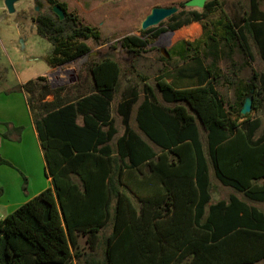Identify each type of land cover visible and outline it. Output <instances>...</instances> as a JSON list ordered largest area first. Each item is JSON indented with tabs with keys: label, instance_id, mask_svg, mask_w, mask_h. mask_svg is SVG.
<instances>
[{
	"label": "trees",
	"instance_id": "1",
	"mask_svg": "<svg viewBox=\"0 0 264 264\" xmlns=\"http://www.w3.org/2000/svg\"><path fill=\"white\" fill-rule=\"evenodd\" d=\"M45 2L47 9L32 21L36 35L51 45L46 57L50 68L87 55L90 47L85 41L100 43V32L81 23L66 4ZM55 6L64 11V19L53 13ZM219 8L218 0H210L201 13H177L168 19L167 29L175 32L201 22ZM214 25L222 31V52L216 36L204 26L203 38L178 44L183 60L190 50L198 54L201 45L208 48L204 56L212 59L206 66L203 57L192 56V63L177 71V81L189 79L190 87H180L162 74L153 87L139 76L140 103L134 89L121 94L116 113L123 133L118 137L111 112L122 89V67L117 61L92 59L86 66L90 93L76 98L64 88L38 90L35 80L18 87L30 95L29 110L51 186L0 218V264H256L264 260V208L234 195L212 202L209 176L212 169L223 187L264 206V127L257 136L262 120L241 115L251 89L252 110L264 107V72L252 70L246 82L235 75L234 80L227 79L236 86V104L228 114L217 90L221 76L216 68L220 54L230 62L236 49L250 57V41L264 63L260 0H249L248 11L238 19L221 13ZM120 45L137 56L146 41L127 36ZM160 59L166 61L164 56ZM35 93L40 95L38 107L31 105ZM48 96L53 100L45 101ZM135 106L136 126L143 137L130 125ZM19 130L11 126L10 136L3 138L10 140L14 134L20 140ZM1 165L10 166L0 157ZM26 182L24 177L23 190Z\"/></svg>",
	"mask_w": 264,
	"mask_h": 264
},
{
	"label": "rangeland",
	"instance_id": "2",
	"mask_svg": "<svg viewBox=\"0 0 264 264\" xmlns=\"http://www.w3.org/2000/svg\"><path fill=\"white\" fill-rule=\"evenodd\" d=\"M57 1L66 4L68 11L76 13L81 23L97 29L100 32L101 40L99 44H94L91 40L85 41L90 47V52L87 55L74 62L57 67L46 76H42L43 80H37V77L39 78L41 74L49 71L46 57L51 50V45L36 35L32 20L37 13L47 9V3L45 0H21L16 3L15 13L10 14L6 10L4 0H0V133L10 136L11 126L20 128L18 133L20 140H15V135L11 134L12 138L10 140L9 138L6 139L7 141L0 148V155H2L0 157L10 164V166L4 165L0 168V187L6 191L2 200L7 199L9 195L14 196L13 191L6 186L7 183L2 181L6 172L15 175L16 171L22 170L31 173L30 175L33 177L41 172V161L31 129L30 119H33V117L30 110L29 114L25 109L24 97L17 86L18 80L28 82L34 79L38 90L44 86L50 90L64 88L70 98H76L90 93L92 81L86 66L92 59L110 58L117 61L122 67V89L112 103L111 112L118 130L116 137H118L123 133V126L121 118L116 113V105L121 100V94L132 89L139 94L138 103H140L143 94L142 82L139 76L145 77L153 87L155 86V79L161 74L173 83L176 81V84L180 87H190L192 84L189 79L177 81V71L182 67L189 66L192 63V56L203 57L206 66L211 64L212 59L204 56L208 48L201 45L198 54H195L194 50H190L187 53L188 59L183 60L178 55L180 51L179 42H194L203 38L204 26L206 31L216 36L217 41L220 43L219 50L222 52L224 49L220 39L222 31L217 29L214 23L219 20L221 13L227 14L231 20H235L249 9V0H218L220 2L218 11L204 18L201 22H194L171 32L167 29L170 24L168 18L159 25L145 30L150 31L143 36L141 34V23L152 8L175 6L179 8L178 13H190L192 11L201 13L202 10L187 9L185 6H180L181 3L189 0ZM260 8L264 11V0H260ZM18 24L22 31L19 30ZM162 29L166 31L156 35ZM127 36H136L146 41V47L139 55L134 56L121 47V39ZM250 43V57L236 49L231 62L220 54V59L216 64L221 76L218 79L217 90L225 103V111L228 114L231 113V107L236 104V86L229 84L227 79L231 81L237 76L238 79L246 82L251 78L252 70L264 72V63L260 59L258 48L252 41ZM162 51L168 55L165 58L166 61L160 59L163 56ZM39 97L38 93H35L32 97V107L39 106ZM52 100L53 97L51 96L45 99V101ZM136 106L133 110L130 125L135 132L143 137L135 122ZM248 116L251 119L260 118L262 128L264 127V107L252 110ZM242 120H239V122ZM261 129L257 135L260 134ZM201 140L206 150V138L202 130ZM154 149L158 152L157 148ZM209 176L212 202L227 201L230 195H234L260 210L264 208L263 204L251 202L233 189L223 187L215 179L211 169L209 170ZM31 183L36 184L35 179ZM108 231L109 229L106 234ZM81 246H84V240H81ZM256 264H264V260Z\"/></svg>",
	"mask_w": 264,
	"mask_h": 264
},
{
	"label": "crops",
	"instance_id": "3",
	"mask_svg": "<svg viewBox=\"0 0 264 264\" xmlns=\"http://www.w3.org/2000/svg\"><path fill=\"white\" fill-rule=\"evenodd\" d=\"M17 26H18L19 30L22 31V29L19 26V24ZM48 70H49L48 72H45V73L41 74L39 77L46 76L53 69L49 67ZM26 83H27L26 81L18 80L17 81V86L18 87L19 86H23ZM21 93H22V95L24 97L23 104L25 106V109L30 114L29 105H28V101H27V98L29 97V94L24 92V91H21ZM30 121H31V129H32L33 137H34V140H35V143H36V147H37L38 156H39V159L41 161V172L35 174L36 177H33V176L30 175L31 173H28V172H25V171H22V170L21 171H16L15 175L14 174H9L8 172H6L4 174V177H3L2 181L7 183L6 186L8 187L9 190L13 191L14 196H10L9 195V197L7 196V199L2 200V197H3V195H4V193L6 191L2 187H0V200H1L0 201L1 202L0 203V214H3V215H0V218H3L4 216H6L9 213L13 212L19 206H21L22 204L26 203L27 201H29L30 199L34 198L35 196L40 194L42 191H44L45 189H47V188H49L51 186V180L45 176V160H44L43 151H42V148H41V145H40V141H39V138H38L36 125H35L33 119H30ZM6 141L7 140L3 138V134L0 133V148H2L3 143L6 142ZM0 156H2V155H0ZM2 166L4 167V165H1L0 168ZM211 171H212V169H211ZM212 174H213V171H212ZM213 176H214V174H213ZM24 177L27 180V182H26L27 185H26V189L25 190H23V188H22L23 178ZM33 179H35L36 184H32L31 183V181ZM7 180H8L9 183L7 182ZM220 201H222V200H220Z\"/></svg>",
	"mask_w": 264,
	"mask_h": 264
},
{
	"label": "water",
	"instance_id": "4",
	"mask_svg": "<svg viewBox=\"0 0 264 264\" xmlns=\"http://www.w3.org/2000/svg\"><path fill=\"white\" fill-rule=\"evenodd\" d=\"M21 0H4V4L8 13L13 14L15 13V5ZM210 0H189L184 3L185 8L187 9H200L203 10L205 4ZM53 13L60 19H64V11L61 9L60 6H55L52 9ZM179 12L178 7H155L152 8L150 13L145 17V19L141 23V31H145L151 27H155L159 25L161 22L165 21L166 19L170 18L171 16L177 14ZM163 56L167 58V53L162 51ZM100 60H103L100 59ZM253 93L254 90L251 89L249 95L245 98L242 109L241 115L246 116L252 111L253 107Z\"/></svg>",
	"mask_w": 264,
	"mask_h": 264
}]
</instances>
